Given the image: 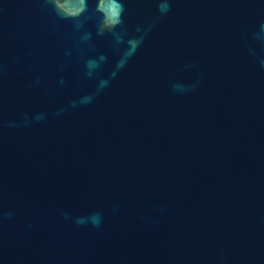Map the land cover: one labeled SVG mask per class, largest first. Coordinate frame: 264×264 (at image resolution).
<instances>
[{"label": "water", "instance_id": "1", "mask_svg": "<svg viewBox=\"0 0 264 264\" xmlns=\"http://www.w3.org/2000/svg\"><path fill=\"white\" fill-rule=\"evenodd\" d=\"M85 2L0 0V264H264V0Z\"/></svg>", "mask_w": 264, "mask_h": 264}, {"label": "clouds", "instance_id": "2", "mask_svg": "<svg viewBox=\"0 0 264 264\" xmlns=\"http://www.w3.org/2000/svg\"><path fill=\"white\" fill-rule=\"evenodd\" d=\"M55 4L57 8H61L59 0H55ZM107 7L105 5V0H100V4L98 5V11L105 13V23H109L112 26V29L115 28L118 24L121 23L120 14L123 12V6L116 2V0H107ZM86 2L85 0H80V11H85ZM102 31L104 28L101 29ZM131 48L128 55H131L135 48L138 46L139 41L133 40L129 41Z\"/></svg>", "mask_w": 264, "mask_h": 264}]
</instances>
